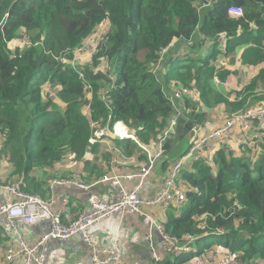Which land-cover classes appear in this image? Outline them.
I'll use <instances>...</instances> for the list:
<instances>
[{
  "label": "trees",
  "instance_id": "trees-1",
  "mask_svg": "<svg viewBox=\"0 0 264 264\" xmlns=\"http://www.w3.org/2000/svg\"><path fill=\"white\" fill-rule=\"evenodd\" d=\"M205 1L0 0V160L9 168L0 182L45 200L52 180L79 177L92 184L123 156L135 157L138 165L114 169L136 170L147 162L142 146L153 150L173 117L165 91H198L195 102L185 99L192 108L189 123L167 139L166 154L177 134L183 138L191 127L212 123L215 106L223 105L225 120L234 111L264 106V0H208L210 6H201ZM229 6L243 14L229 16ZM99 29L97 50L91 64L79 68L80 77L61 58L72 59ZM24 37L32 44L11 43ZM220 60L260 66L233 101L213 87L214 76L224 82L228 71L219 68ZM100 61L106 68L94 71ZM116 120L138 143L103 135ZM254 141L245 155L226 151L222 142L211 154L213 166L201 159L179 173L185 201L162 222L177 236H205L195 251L163 255L157 264L191 263L216 246L245 264L264 259V153L254 158ZM203 214L201 229L195 216ZM217 229L223 230L217 243L207 241ZM7 238L0 224V247Z\"/></svg>",
  "mask_w": 264,
  "mask_h": 264
},
{
  "label": "built area",
  "instance_id": "built-area-1",
  "mask_svg": "<svg viewBox=\"0 0 264 264\" xmlns=\"http://www.w3.org/2000/svg\"><path fill=\"white\" fill-rule=\"evenodd\" d=\"M198 4V3H196ZM201 6L208 7L211 2L206 0ZM228 14L231 17H238L243 11L238 6H229ZM4 20L0 22V30ZM103 22L100 24L102 25ZM98 31L94 32V37L85 41L81 46L74 49V53L85 50H91V55L97 50ZM224 38V36H222ZM11 43L18 45H30L32 42L28 38H14ZM34 42L33 45H36ZM90 55V56H91ZM76 59V57H75ZM63 63L68 60L61 58ZM75 61V60H74ZM219 68L229 64L220 60ZM80 77L82 76L79 72ZM216 77V76H214ZM176 96L182 94L179 99L180 104H174L175 99L170 96L174 107V115L171 118L168 127L163 132L162 137L156 142L153 150L142 146L147 153V162L141 163L136 170L124 172L111 167L110 171L99 179L108 187L111 196L110 199L102 197L95 192H91L92 185L85 184L79 177L69 179H54L52 185L76 186L87 192L88 209L79 212L76 218L71 219L69 210L65 208L62 213L56 212L52 207V201H46L36 195H31L19 189L16 183L0 185V193L6 195L7 201L0 204V224L4 227L9 236H15V240L9 244L3 253L5 264H15L17 260L21 264H50L47 261L48 241L62 240L67 241L73 237H79L88 247L89 260L86 262H70L57 264H120L123 259V253L119 246L114 244L111 247H103L99 243V239L91 235L90 229L98 222L111 216H119L121 219L127 214L140 216L145 231L142 241L146 243L151 264H157L163 255H169L177 258L185 254H189L194 250L195 243L205 235H195L185 233L181 236L169 233L163 222L157 220L151 214L141 210L143 205L152 204H172L175 207L180 206L185 201V193L182 188L175 184L179 173L188 166L190 159H198L194 156L195 150L201 148L209 139L217 140L226 138L231 130L239 128L246 130L252 126V122L256 121L260 130L259 140L262 138V147L264 148V106L253 109H246L240 115L232 114L226 120V124L214 128L209 124L200 125L204 131L200 141L185 155L174 160L168 168L164 185L152 197H143L140 192L145 183L146 178L151 174L156 164V160L164 154V144L174 132V126L177 118L190 112L184 102V99L197 98L198 91L196 88L177 89ZM184 97V98H183ZM183 98V99H182ZM182 102V103H181ZM92 126H96L97 122L92 121ZM103 135L110 137L116 141H132L138 143L134 133L121 120L111 122L102 131ZM218 136L221 138L214 139ZM99 141V140H98ZM244 141V140H243ZM191 155H193L191 157ZM127 161H135V157H124ZM206 161H210L206 158ZM113 162H117L113 160ZM231 215V214H230ZM214 218V215H211ZM200 222L199 227H206L205 220L207 215L203 214L195 216ZM41 222L48 223V229L44 232L36 242H30L20 231L23 228L39 224ZM216 235L223 233L222 229H217ZM207 235V234H206ZM117 241V240H115ZM137 264V263H134ZM191 264H245L242 263L234 252L228 248L219 246L206 249L205 252L195 256ZM248 264H264L263 260H253Z\"/></svg>",
  "mask_w": 264,
  "mask_h": 264
},
{
  "label": "crops",
  "instance_id": "crops-1",
  "mask_svg": "<svg viewBox=\"0 0 264 264\" xmlns=\"http://www.w3.org/2000/svg\"><path fill=\"white\" fill-rule=\"evenodd\" d=\"M225 90L226 88L223 87L222 91ZM233 133L235 137H239V139L250 136L253 139L257 140L259 139L261 132L257 126H254L252 124V126H250L246 130H240L239 128H234ZM232 137L233 136H230V138H227L224 141L227 147H229L228 146L229 143L235 144V140L229 142V140H231ZM102 142L111 145V140H109V142H107V140H103ZM217 147L218 146H215L212 150L210 149V153H213V150H215ZM173 151L174 149L170 154H166V153L162 154V156L156 160V164L152 169L151 174L146 178L145 183L141 189L140 192L141 196L152 197L159 190L163 188L164 180L167 175L169 164L171 165V163L174 160L180 157V156L178 157L176 156L174 158H171V154L173 153ZM257 151L258 150H256V152ZM1 161L2 160H0V162ZM133 163L134 161L129 162L126 159H123V161L120 162L112 161L111 167L114 168L115 164L124 165L126 167L129 166V168L138 165V163L136 164ZM119 169L121 170L122 167ZM129 170L130 169H127V171ZM8 171H9L8 166L3 163L0 167V173L5 172V175H7ZM4 178L5 176L2 177V179ZM88 185H92L90 188L91 192H95L102 197H106L110 199L111 194L108 191V187L105 186L103 183H100L99 180ZM179 186L182 187L180 183ZM49 188L50 190L45 200L49 202L51 200L53 202L52 207L56 212L62 213V211L65 208H67L69 210L70 218L74 219L77 217L79 212L88 209L89 205L87 201V192H85L84 190L72 185L51 186L50 184ZM5 201H7L6 195L0 193V204ZM164 205L171 206L172 204L165 203ZM172 207H175V205H172ZM169 213H171L169 210L167 209L163 210L161 208L159 210V214L162 217L160 221H166V218L169 215ZM47 229H48V223L41 222L39 224H35L33 226L21 229L20 233L30 242H36V240L39 239L40 236L47 231ZM144 231H145V226L143 225L140 216L132 215V214H127L126 216H124L123 219H121L119 216H111L109 218H106L98 222L90 229L91 235L99 239V243L101 246L111 247L117 243V245L119 246V248L123 253V259L120 262V264H134V263L151 264L147 245L145 242L142 241V236L144 234ZM14 240H15V236L8 235V238L4 242L3 247H0V264H5V261L3 260V253L5 252L9 244ZM88 260H89L88 247L82 242V240L79 237H73L67 241H62V240L48 241L47 261L50 264L86 262ZM15 264H21V261L17 260ZM187 264H191V263H187Z\"/></svg>",
  "mask_w": 264,
  "mask_h": 264
},
{
  "label": "rangeland",
  "instance_id": "rangeland-1",
  "mask_svg": "<svg viewBox=\"0 0 264 264\" xmlns=\"http://www.w3.org/2000/svg\"><path fill=\"white\" fill-rule=\"evenodd\" d=\"M98 32H100V29L98 30ZM93 37H94V34L91 35V37L88 40L92 39ZM90 55H91V50H85L84 49L81 52H77L76 54L74 53V57L72 59H68V61L66 63L71 65V67H73V68H77L78 69L77 72L79 74V70H80L79 68L84 67L85 64H87V65L91 64L92 55L91 56ZM75 57H76V59H75ZM217 65L220 66L221 62L218 61ZM94 68L95 69L92 68L94 71H97V70H101L102 71V70H104L106 68V65H105V63L100 61L97 64V66L94 67ZM224 69H228V71H227V73L225 75V78L223 79L224 82H220V80L216 76V77L213 78V80H214L213 87L215 88V90L217 92H219L225 98L229 99L230 101H233L235 99L236 92L241 90V88L245 84L248 83V81L258 72V70L260 69V66H253V65L243 64L241 61L236 60L233 64H227V65H225V66H223L221 68V70H224ZM222 83H224V84H222ZM223 87L226 88L225 91H222ZM165 92H166V95L169 98H170V96H172V98H174V97L177 98V100L175 99L174 104H176V105L180 104L179 99L182 97V94H179L178 96H176V93L178 91H175V90L174 91H169V92L165 91ZM49 96H50V94H49ZM190 101L191 102H195L196 101V97L190 99ZM191 110H192V108H191ZM245 110L246 109H241V110H238V111H234V112H232V114L238 113V112H243ZM214 114H215L216 118L213 119L212 123H209V125H212V126H206V127L214 128L216 126H220V125L226 124L227 120L224 119V108H223V105L215 106ZM240 114L241 113H238V114H236L234 116H237V115H240ZM185 122L189 123L187 120L183 121L182 117H178L177 121H176V124L174 126V130L178 129V127H180V125H181V127L184 126L183 124H185ZM252 124L254 126H259V124L256 121H253ZM200 125H202V124H199L198 126H194L193 129L191 127L189 133H187V134L185 133L186 135L184 134L185 136L183 138H181L180 135L178 136V134L175 136V137H178V139L174 138V140H175V142L176 141H178V142L175 143V145L173 146L174 151L171 154V158H174V157L178 156L179 154H183V155L187 154L200 141L201 136H203L205 134L203 129L200 130V128H201ZM226 135H228V136L226 138H223V139H217V138H221V136H218V137L214 138V139H217V140H212L213 138L209 139L203 146H201V148H197L195 150L194 156L198 157V159H194V157H193V159H190L188 161V163H190L192 165L196 161H199V160L202 159V160H205L204 162L206 164H209V165L213 166L212 161H211V154L212 153L209 154L207 152V149H211L212 150L215 146H218L219 144L224 142L227 138H230V136H233V137H232L231 140H229V142H232V141L235 140V144H233V143L230 144L229 143L228 144L229 147H227V145L225 144L226 151L232 150L236 154L245 155L244 153L247 152L246 144H251V141L253 140V138L250 137V136H247L245 138L243 137V138L239 139V137H235V135L233 133V130H231ZM254 142L255 143L253 144V146L257 143V146L254 149L258 150L257 152H255V153H258V154H256V156L254 158H258V156H259V154L261 152L264 153V148L262 147V138L260 140L259 139H257V140L255 139ZM211 143H213V144H211ZM241 144H243L244 146H241ZM192 156L193 155H191V157ZM206 158H209L210 161H206ZM3 163H4L3 161L0 162V167H1V165ZM190 164L188 166L186 165V167L187 168L190 167ZM8 170H9V168H8ZM4 176L6 177L5 172H1L0 173V179H2V177H4ZM178 182L179 181L176 180L175 184L179 186ZM4 184L5 183L0 182V185H4ZM164 204L165 203L152 204V205H143V206H141V210L146 212V213H148V214H151L152 216H154L159 221H160V219H162V217L159 214V210L161 208L163 210L167 209L172 214H175V215L178 214L181 211L180 207H172V206H168V205L166 206ZM165 206H166V208H165ZM219 237L220 236H217V235L216 236L215 235L209 236L207 238V241H209V242H213L214 241L215 243H217L216 241L218 239H220ZM194 248H195V246H194Z\"/></svg>",
  "mask_w": 264,
  "mask_h": 264
},
{
  "label": "clouds",
  "instance_id": "clouds-1",
  "mask_svg": "<svg viewBox=\"0 0 264 264\" xmlns=\"http://www.w3.org/2000/svg\"><path fill=\"white\" fill-rule=\"evenodd\" d=\"M187 100H190V99H188V98H186ZM184 101H185V99H184ZM172 102V101H171ZM173 105V104H172ZM189 108V107H188ZM192 110L190 109V112H191ZM190 112L188 113V114H184L183 116H182V119H183V121H186L187 120V116L190 114ZM173 115H174V111H173ZM206 124H209V123H206ZM184 125V124H183ZM203 125V124H202ZM217 127V126H216ZM110 138V137H109ZM114 140V139H113ZM114 141H116V140H114Z\"/></svg>",
  "mask_w": 264,
  "mask_h": 264
}]
</instances>
